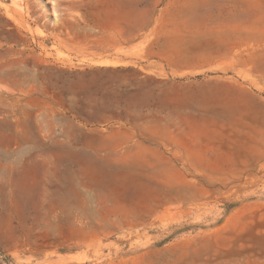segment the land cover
Wrapping results in <instances>:
<instances>
[{"label":"rangeland","instance_id":"374dc122","mask_svg":"<svg viewBox=\"0 0 264 264\" xmlns=\"http://www.w3.org/2000/svg\"><path fill=\"white\" fill-rule=\"evenodd\" d=\"M0 264H264V0H0Z\"/></svg>","mask_w":264,"mask_h":264}]
</instances>
